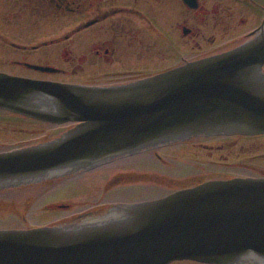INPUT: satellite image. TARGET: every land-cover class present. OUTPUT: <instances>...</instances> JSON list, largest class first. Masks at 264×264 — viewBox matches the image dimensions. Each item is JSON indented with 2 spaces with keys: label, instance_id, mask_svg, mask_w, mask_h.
Listing matches in <instances>:
<instances>
[{
  "label": "water",
  "instance_id": "water-1",
  "mask_svg": "<svg viewBox=\"0 0 264 264\" xmlns=\"http://www.w3.org/2000/svg\"><path fill=\"white\" fill-rule=\"evenodd\" d=\"M264 32L239 48L129 85L0 76V104L76 123L0 154V188L90 170L198 136L264 134ZM264 264V178L210 181L84 224L0 230V264Z\"/></svg>",
  "mask_w": 264,
  "mask_h": 264
},
{
  "label": "flooded vegetation",
  "instance_id": "flooded-vegetation-1",
  "mask_svg": "<svg viewBox=\"0 0 264 264\" xmlns=\"http://www.w3.org/2000/svg\"><path fill=\"white\" fill-rule=\"evenodd\" d=\"M16 27L39 34L10 35ZM261 31L264 0H0V76L124 86L233 51ZM76 125L0 104V154L55 141ZM262 139L264 134L198 136L71 175L0 188V230L109 219L124 206L206 182L264 178Z\"/></svg>",
  "mask_w": 264,
  "mask_h": 264
},
{
  "label": "rangeland",
  "instance_id": "rangeland-1",
  "mask_svg": "<svg viewBox=\"0 0 264 264\" xmlns=\"http://www.w3.org/2000/svg\"><path fill=\"white\" fill-rule=\"evenodd\" d=\"M10 13H11V12H10ZM10 20L13 21L14 19H10ZM72 27H73L72 25H69V26H68L67 28H65L62 32L69 31ZM16 28H17V29H16ZM16 28H15V29H10V35H23V34H26V33H23V32H21V31L28 32L29 35H31V36L39 34L38 30L33 31V30H31L30 28H28V27H24V28H22V27H16ZM44 28H45V27H44ZM44 30H46V29H44ZM38 39H40V38H37V40H38ZM262 140H264V139H262ZM259 153H260V155H263V156H264V150L261 151V152H259ZM238 161H239V163H244V162H246L245 158H241V159H239ZM207 163H211V161H210V160H207Z\"/></svg>",
  "mask_w": 264,
  "mask_h": 264
},
{
  "label": "bare ground",
  "instance_id": "bare-ground-1",
  "mask_svg": "<svg viewBox=\"0 0 264 264\" xmlns=\"http://www.w3.org/2000/svg\"><path fill=\"white\" fill-rule=\"evenodd\" d=\"M263 32H264V31H261V32H260V33H259V34H258L256 37H258V36L262 35V34H263ZM256 37H255V38H256ZM231 180H232V179H231Z\"/></svg>",
  "mask_w": 264,
  "mask_h": 264
}]
</instances>
